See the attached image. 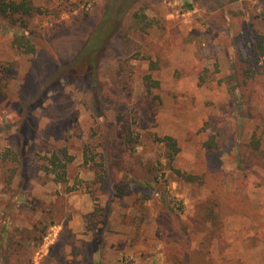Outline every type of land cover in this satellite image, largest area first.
Wrapping results in <instances>:
<instances>
[{
    "label": "rangeland",
    "instance_id": "374dc122",
    "mask_svg": "<svg viewBox=\"0 0 264 264\" xmlns=\"http://www.w3.org/2000/svg\"><path fill=\"white\" fill-rule=\"evenodd\" d=\"M14 1L0 264H264V0H131L84 64L109 0Z\"/></svg>",
    "mask_w": 264,
    "mask_h": 264
},
{
    "label": "trees",
    "instance_id": "16d2710c",
    "mask_svg": "<svg viewBox=\"0 0 264 264\" xmlns=\"http://www.w3.org/2000/svg\"><path fill=\"white\" fill-rule=\"evenodd\" d=\"M132 2L131 0H109L107 7L105 9L102 21L100 25L90 34L87 40L84 43L83 49L80 51L77 57L78 64H84L88 56L95 60H99L100 54L103 49L106 47L110 35L113 33L114 22L122 17V14L128 11ZM25 2H17L14 0H0V12L3 14L8 13H17L20 11H29V7L26 6ZM192 7L191 4H189ZM29 41V42H28ZM14 43L18 46L28 45L29 51H34V44L30 40H26V36L16 35L14 38ZM264 53V49L262 50ZM264 67V65H263ZM264 69V68H263ZM170 149H171V158H173L179 151L180 146L177 140L172 136H165L163 138ZM64 159L57 154H53L51 162L54 166L60 168V171H57V180L66 181V167L68 162L71 160V157L68 155L67 151H63ZM56 171V170H55Z\"/></svg>",
    "mask_w": 264,
    "mask_h": 264
}]
</instances>
